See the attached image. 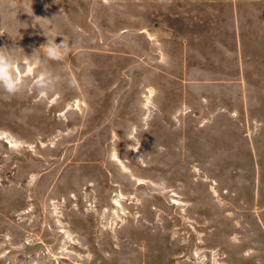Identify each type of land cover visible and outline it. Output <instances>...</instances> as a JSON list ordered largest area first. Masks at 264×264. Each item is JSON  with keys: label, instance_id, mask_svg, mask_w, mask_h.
I'll list each match as a JSON object with an SVG mask.
<instances>
[{"label": "rangeland", "instance_id": "374dc122", "mask_svg": "<svg viewBox=\"0 0 264 264\" xmlns=\"http://www.w3.org/2000/svg\"><path fill=\"white\" fill-rule=\"evenodd\" d=\"M0 52V264H264V0H0Z\"/></svg>", "mask_w": 264, "mask_h": 264}, {"label": "clouds", "instance_id": "9594fccd", "mask_svg": "<svg viewBox=\"0 0 264 264\" xmlns=\"http://www.w3.org/2000/svg\"><path fill=\"white\" fill-rule=\"evenodd\" d=\"M63 46L64 42L57 44L54 38L53 41L49 42V46L45 49V56L50 59H57V50ZM0 88L9 95H14L17 92L16 80L11 74L9 61L2 52H0ZM135 151H138V149Z\"/></svg>", "mask_w": 264, "mask_h": 264}, {"label": "bare ground", "instance_id": "6f19581e", "mask_svg": "<svg viewBox=\"0 0 264 264\" xmlns=\"http://www.w3.org/2000/svg\"><path fill=\"white\" fill-rule=\"evenodd\" d=\"M150 93H151V92H150ZM149 96L151 97V95H149ZM148 99H149V98H148ZM148 99H147V100H148ZM114 157H116V159L119 160V158H117L118 156H117L116 154H114ZM123 165H125V164H123ZM140 183H142V180H139V184H140ZM173 203H174V204L178 203V200H177V201L174 200Z\"/></svg>", "mask_w": 264, "mask_h": 264}]
</instances>
